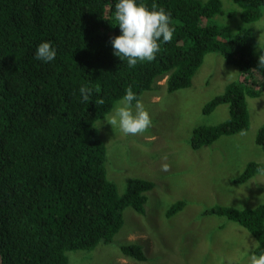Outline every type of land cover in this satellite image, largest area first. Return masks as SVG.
I'll list each match as a JSON object with an SVG mask.
<instances>
[{
  "label": "trees",
  "instance_id": "obj_1",
  "mask_svg": "<svg viewBox=\"0 0 264 264\" xmlns=\"http://www.w3.org/2000/svg\"><path fill=\"white\" fill-rule=\"evenodd\" d=\"M233 2L246 23L264 14V0ZM116 3L0 0V264H68V252L112 242L127 207L145 211L154 182L135 177L119 193L108 177L107 148L96 126L129 86L139 99L159 78H165L169 92L188 87L205 56L221 53L245 77L204 105L209 114L227 104L229 117L196 128L191 146L250 126L247 97L264 92V68H259L264 50L255 51L246 29L232 35L208 22L221 11V0H137L170 12L175 32L171 42H161L154 61L134 68L114 54L112 39L122 34L114 18ZM42 42L52 44L54 60L36 59ZM84 86L92 89L89 101L80 93ZM98 98L104 105H96ZM256 143L264 151V124ZM258 168L264 164L249 162L235 181L245 182ZM184 205L176 201L167 215ZM207 212L246 227L259 242L255 253H264V203L250 209L214 206ZM121 250L145 258L140 245L124 244Z\"/></svg>",
  "mask_w": 264,
  "mask_h": 264
},
{
  "label": "rangeland",
  "instance_id": "obj_2",
  "mask_svg": "<svg viewBox=\"0 0 264 264\" xmlns=\"http://www.w3.org/2000/svg\"><path fill=\"white\" fill-rule=\"evenodd\" d=\"M221 1V11L208 22L227 27L232 35L246 29L258 52L259 40L260 46L264 44V14L246 23L240 6L233 0ZM244 77L237 65L212 52L188 87L169 92L165 78H159L151 90L142 93L140 100L152 120L143 134L125 135L118 127L114 131L104 118L96 123L107 148L108 177L118 192L123 193L135 177L153 181L154 187L146 193L143 213L131 206L125 209L124 224L112 242L68 252V264H248L258 240L246 227L207 209H250L264 203V175L235 181L249 162L264 164V151L256 143L264 124V92L247 97L250 126L245 135H222L208 145L191 146L196 128L219 125L229 117L227 104L209 114L203 112L204 105L229 83ZM114 109L106 116L114 114ZM163 163L170 165L169 171L161 170ZM178 200L185 202L184 207L168 216V209ZM124 244L140 245L145 258L124 254Z\"/></svg>",
  "mask_w": 264,
  "mask_h": 264
},
{
  "label": "clouds",
  "instance_id": "obj_3",
  "mask_svg": "<svg viewBox=\"0 0 264 264\" xmlns=\"http://www.w3.org/2000/svg\"><path fill=\"white\" fill-rule=\"evenodd\" d=\"M114 18L122 32L112 39L114 54L122 60L126 59L130 68L136 67L138 62L154 61L161 50V42L169 43L174 36L175 28L171 26V13L166 12L163 7L158 8L156 4L149 9L143 3L138 4L137 0H118ZM259 47L264 50V47L260 46V40ZM56 54L50 42H42L36 50V59L50 62L55 59ZM259 68H264V54L259 56ZM80 93L84 101H89L92 89L84 86L80 88ZM95 103L102 106L105 101L103 98H98ZM104 119L114 131L118 127L125 135L143 134L152 126L149 112L131 86L118 101L114 114L105 116ZM245 134L246 132L241 130L240 135ZM163 159L166 161L167 156L165 155ZM161 170L169 171L170 165L163 163ZM257 171L264 175V168H258ZM248 264H264V253L251 254Z\"/></svg>",
  "mask_w": 264,
  "mask_h": 264
}]
</instances>
